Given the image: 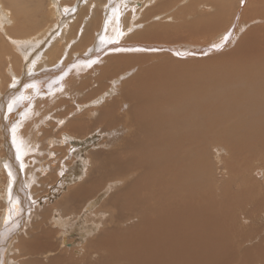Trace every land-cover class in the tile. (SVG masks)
<instances>
[{"label": "bare ground", "instance_id": "obj_1", "mask_svg": "<svg viewBox=\"0 0 264 264\" xmlns=\"http://www.w3.org/2000/svg\"><path fill=\"white\" fill-rule=\"evenodd\" d=\"M69 1L43 0V8L0 0V157L7 159L0 264H264V169L257 167L264 163V0H92L79 27L61 10L83 0ZM141 2L150 4L146 24L123 39ZM117 10H127L124 23L109 14ZM161 11L180 24L154 21ZM28 29L37 30L19 35ZM78 29L83 34L71 50ZM182 37L189 42L173 40ZM103 56L99 82L110 72L128 77L98 108L64 123L58 143L66 151L74 145V156L73 138H104L86 153L80 176L77 166L61 165L66 198L26 217L47 181H58L38 180L36 168L47 174L45 159L22 175L34 165L39 138L52 136L53 103L65 94L55 89L72 91L75 77ZM159 57L172 66L133 73ZM185 61L192 64L181 67ZM108 89L101 83L84 102ZM104 189L108 197L98 207ZM84 201V211L67 218ZM38 228L57 231L36 237ZM78 229L80 251L71 237ZM55 235L58 251L51 249Z\"/></svg>", "mask_w": 264, "mask_h": 264}, {"label": "rangeland", "instance_id": "obj_2", "mask_svg": "<svg viewBox=\"0 0 264 264\" xmlns=\"http://www.w3.org/2000/svg\"><path fill=\"white\" fill-rule=\"evenodd\" d=\"M19 4L20 7L23 5H28L30 3H33L34 7H35V3L39 4L41 7L45 8V5L43 4V0H16ZM48 3H52V2H59V3H66V5H69L67 3H71V1L69 0H45ZM90 2H92V0H83V1H79V3L73 4L71 6H63L64 8H62L61 12L63 15L66 14V16L69 18L68 19V23H70L71 25H75L76 27H79L82 24V20L83 19H87L86 15L88 14V16L91 13V7L87 8L88 5L90 4ZM141 4L144 6V10H141V5L140 7L136 6V10H134L133 12L135 13V20L134 22L131 24L130 27V32L128 33L130 36L125 37L123 36V39L125 38H129L132 37L136 32L141 31L144 27V25L146 23H144L143 20V16L142 14L145 12L146 9H148V6L150 5L149 2L143 4V2H141ZM179 8H183L182 6ZM101 12L102 9L99 8ZM70 10H72L70 12ZM7 11L9 13H13V9L11 8H7ZM178 10H172L171 14L175 13ZM27 12V10H23L22 13ZM121 12V13H119ZM125 10H117L114 12H109L110 15H119V17L121 19H123V23L127 20V10L126 13ZM21 13V21L20 24L24 23L23 20V15ZM160 16L156 17L154 21H158V23L163 24V25H179V22H176L174 24H171V22H169L167 19L169 17V15L167 12H160ZM167 16V17H166ZM86 17V18H85ZM92 17V16H91ZM118 17V16H117ZM118 17V18H119ZM81 19V21H80ZM36 20H43L42 16H39ZM91 20V19H90ZM89 20V21H90ZM143 20V21H142ZM88 21V22H89ZM142 21V22H141ZM169 22L170 24L166 23ZM40 21L36 22L39 23ZM85 22V21H84ZM141 22V24H139ZM104 23V15L102 14V22L101 25L102 26ZM82 27H84V23L82 25ZM81 28V27H80ZM37 29H28L26 30V32H22L19 35H23L26 33H31L33 31H35ZM97 32L99 31L96 30ZM1 34V33H0ZM83 34V29H78V33H77V39L75 40L72 39L71 41L68 42V48L69 49H73L79 42L80 39L82 37ZM56 36H60V34H55ZM76 37V36H75ZM180 39H182V41H184L185 43L189 42L188 40H186V38L182 37L179 39H173L175 41H181ZM121 43V41H120ZM67 50V48L64 50L63 54L65 53V51ZM70 53V50H69ZM165 55H168L167 53H165ZM178 57L175 53L173 54L172 58H176ZM105 59V57L103 56L100 60H96V62L94 63L93 66H91L89 69L87 70H83L81 71V73L79 74V77H75V79H78V82L75 84L76 87L71 88L72 91H68L66 92V87H61L60 84H58V86L56 87L55 90H57L60 93H65L61 98L57 99L56 102L53 103V113L51 114V119L49 120V123L47 124V126L52 130V136L47 138V139H43V138H39L38 140V144H39V152L38 153H33V155L30 157V161L33 160L34 165H26L23 170H22V175H23V179H26V173L27 171H30L32 168H35L36 165L39 163L40 159H45L47 161V167H45L47 174L45 176H42L41 171L36 168V174L38 176V180L42 181V180H46L48 177L52 176V175H56L58 177V181H53L52 179H49L46 183V188L43 191V193L39 195V197H41L40 201H38L36 198L35 200H31L32 201V208L30 210H28V212L26 213L27 216L29 217L30 211L31 210H35L38 209L40 207H44V205L47 207V209L52 208L53 206H55L57 203L63 201L66 198V195L68 193V189L70 186H67L66 184V188L63 189L62 185H60L61 181H59V177L61 175V165L69 163L70 165H75L77 166V172H78V176H80L83 172V170L85 169L84 166L86 167L87 161L85 159V155L88 151H90L91 149H94V147L92 146L93 143H98L99 142V138L103 139L104 136L100 135L99 132H96L95 134H93L92 136H89L88 138L84 139V140H77L75 138H71L73 141H71V144H74L75 142V146H77L76 149V153L74 154H70V150L74 147V145H67L69 147V150L66 151L65 146L60 145L58 143L59 140H61L62 138H64V135L62 136L59 133V130L61 128V126L70 121L71 119L79 116L80 114H82L83 112H85L86 110H92L93 108H98L100 105L103 104V102H105L108 98L113 97L116 93V90L120 87L121 83L128 77L127 74H116V73H112L110 72V76L108 79H105L101 82L98 81V78L101 75V68H103L102 62ZM183 59V58H180ZM170 58H165V57H159L157 59H153V60H147L145 64L140 65L139 69H133V73H139V72H149L151 70V68L153 67H170L172 66L171 62L169 61ZM192 64V61H185L182 62L180 64L181 67H188ZM82 77V78H81ZM82 83H87L84 84L85 86H82ZM105 84L109 87V89L105 92H103L101 95H99L97 98L91 100L88 103H85L84 100L87 98V96L90 95V93L96 91L97 89H99L100 84ZM82 84V85H81ZM85 87V88H84ZM78 89V91L81 89V93L78 94V91L75 90ZM82 88H84L82 90ZM12 89V88H11ZM74 91V92H73ZM59 100H63V101H68V104H57V102ZM72 110V111H71ZM27 113V112H26ZM60 114V116L62 115H67L65 118H61L59 117L57 120H53L54 116ZM96 117V115H95ZM24 121H17V123H22ZM44 123L46 120H43ZM43 128H40V131ZM65 134V133H64ZM58 135L59 139L56 140L55 136ZM66 135V134H65ZM69 137V135H66ZM51 139V140H50ZM1 141V147H0V151L3 150L4 145L2 140ZM41 145H44V149H41ZM56 149H64V152H56ZM49 155H52V158L49 157ZM28 156V154L25 155L24 160L26 159V157ZM6 158V157H5ZM5 158L0 157V173H1V168L3 167V170L5 171V167H4V163L6 162ZM35 159V160H34ZM37 159V161H36ZM20 164H21V159L19 160ZM213 163H215V160H213ZM51 162V164L49 163ZM6 166V165H5ZM51 166L54 167V169H51ZM253 165H251L250 170L248 171V177L249 178H253V176H251L250 171L253 169ZM257 167H259V169H264V163L258 165ZM63 175V173H62ZM74 176V175H73ZM256 179V178H255ZM259 181V179H257V182ZM4 181L0 179V186L3 187ZM36 184L34 183L32 185L35 186ZM1 187V188H2ZM53 187V188H51ZM65 187V186H64ZM50 193V195L46 198L42 197L44 195H46L47 193ZM3 189L0 191V195L2 194ZM108 190L104 189L101 192H98V207L105 201V199L108 197ZM46 200L48 201V204L46 203ZM88 201H84L83 203L80 204L79 207H75L73 209H70L68 211V216L67 218H74V214H78L80 212L84 211V206L86 205ZM2 206V207H1ZM4 207V203L0 200V224L2 221V210ZM29 208V207H28ZM27 208V209H28ZM51 215V213H50ZM85 217V216H84ZM47 222H50V219L47 220ZM108 227V226H107ZM39 231V233L36 237H43L45 236L50 230L51 231H57V229H50V228H45L44 231L45 232H40L41 228L37 229ZM72 240L75 242L74 243V249L79 250L80 251V247L81 245L85 242V239L81 238V230L78 229L77 232L75 233V235L71 236ZM56 235L50 240V242L54 245L53 248L51 249H56L57 251L59 250L58 248V244L56 242ZM47 250V248H44L42 251ZM56 251V252H57ZM30 260H25L24 263L29 262Z\"/></svg>", "mask_w": 264, "mask_h": 264}]
</instances>
